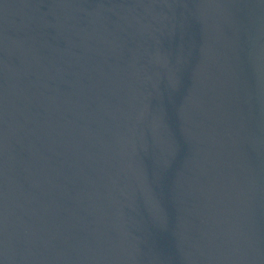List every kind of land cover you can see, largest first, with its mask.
Masks as SVG:
<instances>
[{
    "label": "water",
    "instance_id": "1",
    "mask_svg": "<svg viewBox=\"0 0 264 264\" xmlns=\"http://www.w3.org/2000/svg\"><path fill=\"white\" fill-rule=\"evenodd\" d=\"M0 264H264V0H0Z\"/></svg>",
    "mask_w": 264,
    "mask_h": 264
}]
</instances>
